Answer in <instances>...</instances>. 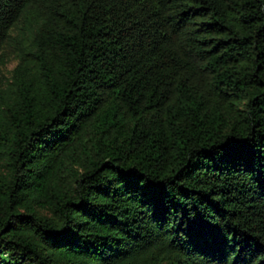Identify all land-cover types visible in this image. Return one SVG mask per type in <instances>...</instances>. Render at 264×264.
<instances>
[{
    "label": "trees",
    "instance_id": "trees-1",
    "mask_svg": "<svg viewBox=\"0 0 264 264\" xmlns=\"http://www.w3.org/2000/svg\"><path fill=\"white\" fill-rule=\"evenodd\" d=\"M0 264H264V0H0Z\"/></svg>",
    "mask_w": 264,
    "mask_h": 264
},
{
    "label": "rangeland",
    "instance_id": "rangeland-1",
    "mask_svg": "<svg viewBox=\"0 0 264 264\" xmlns=\"http://www.w3.org/2000/svg\"><path fill=\"white\" fill-rule=\"evenodd\" d=\"M14 65V61L13 60H11L9 63H8V65H7V67H0V72H2V73H4V74H7L8 73V70L10 69V68H12V66Z\"/></svg>",
    "mask_w": 264,
    "mask_h": 264
}]
</instances>
